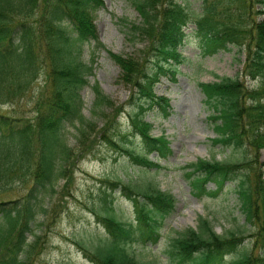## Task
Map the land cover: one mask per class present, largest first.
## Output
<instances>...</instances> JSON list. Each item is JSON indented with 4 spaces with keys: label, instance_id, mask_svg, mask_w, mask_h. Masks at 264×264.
<instances>
[{
    "label": "trees",
    "instance_id": "obj_1",
    "mask_svg": "<svg viewBox=\"0 0 264 264\" xmlns=\"http://www.w3.org/2000/svg\"><path fill=\"white\" fill-rule=\"evenodd\" d=\"M130 1L141 15L139 23H131V34L143 37L148 45L140 54L108 51L121 67L120 81L131 90L135 106L129 113L128 133L141 137L142 148L121 145L107 135L103 138L136 163L159 166L151 154L165 159L173 150L164 133H152L153 123L145 116L149 109L170 113V97L157 93L155 84L163 75L177 79L186 59L181 47L190 35L188 24H195L193 32L204 55L230 45L244 51L242 72L257 80L255 85L247 84L240 73L198 82L216 133L210 140L222 148L242 149V155L225 160L199 157L184 170L192 193L199 197L217 196L227 181L234 182L240 210L256 226L254 246L259 251L243 245V230L219 233L209 217H202L197 227L189 226L171 238L168 252L172 264H264V175L257 159L264 148V0H202L201 11L178 0ZM255 4L260 7L253 11ZM102 6L104 0H0V104L23 94L43 69L47 81L33 119L0 110V197L26 188L18 199L0 198V264H33L41 237L34 228L44 224L37 221L38 213L48 211L42 195L53 199L56 179L69 180L77 150L83 151L92 138L96 123L83 113L82 89L94 65L80 54L82 41L99 40L92 11ZM94 88L95 107L107 118L103 107H115V101L98 84ZM77 119L82 123L76 125L77 144L72 145L66 127ZM101 180L107 186L106 206L94 211L108 235L96 245L77 242L85 256L96 264H154L138 258L132 246L159 242L165 221L176 208L174 194L118 177ZM210 181L214 188L208 186ZM108 189H121L133 200L134 219L119 217ZM231 253L238 255L227 260Z\"/></svg>",
    "mask_w": 264,
    "mask_h": 264
},
{
    "label": "rangeland",
    "instance_id": "obj_2",
    "mask_svg": "<svg viewBox=\"0 0 264 264\" xmlns=\"http://www.w3.org/2000/svg\"><path fill=\"white\" fill-rule=\"evenodd\" d=\"M178 1L201 11L202 0ZM104 2L103 7L93 10L99 40L82 41L80 54L84 61L94 65L88 75V84L82 89V96L83 113L87 119L95 120V130L86 148L81 152L77 150V155L70 164L69 180L66 181L63 177L56 179L58 190L52 200L42 195V202L48 206V211L38 213L37 221H43L44 224H37L34 228L41 237L33 254V264H96L85 256L77 242H84L88 246L96 245L108 235L94 211H103L106 206L104 197L107 186L101 180L105 177H118L141 185L151 184L171 191L176 197L177 206L165 221L161 240L156 244L135 243L132 246L138 258L153 260L154 264H172L168 252L171 238L189 226L197 227L202 217H209L211 225L219 233H227L231 229L243 230V245L257 253L259 247L254 246L257 229L246 221L240 210L238 196L233 190L234 182L227 181L228 185L217 196L199 197L192 193L184 170L185 165L199 157L225 160L242 155V149L222 148L210 140L216 133L209 120L210 111L198 82L218 80L221 76L234 77L240 73L247 84L255 85L257 80L246 77L242 72L245 52L230 45L229 49L204 55L201 41L193 32L195 24H188L186 31L190 35L181 47L186 59L179 66L177 79L172 80L170 75H163L155 84L157 93L170 97V113L164 116L157 109H149L145 116L153 123L152 133L167 135L173 152L166 159H155L164 167L142 166L103 137L107 135L121 145L134 147L136 150L142 148L141 137L128 133L131 127L129 113L135 106V102L131 100V90L120 81L121 67L108 50L140 54L148 42L141 36L133 37L131 34V23H139L141 15L130 0ZM259 7V4H255L253 11ZM46 82L43 69L29 89L14 100L0 104V110L13 116L33 119L37 114L36 101ZM96 84L115 101V107H103L108 114L107 118L95 107ZM81 123L79 119L75 123H67L66 136L72 145L77 144L76 125ZM125 134L127 138H124ZM252 156L255 157L254 154ZM257 159L264 175V148L259 151ZM208 186L214 188L215 182L210 181ZM25 191V187H18L0 198L18 199ZM108 191L113 197L112 204L119 217L124 220L133 219V201L121 189ZM110 204L108 202V206ZM29 239H33V235L30 234ZM237 255L231 253L226 259L230 260Z\"/></svg>",
    "mask_w": 264,
    "mask_h": 264
}]
</instances>
